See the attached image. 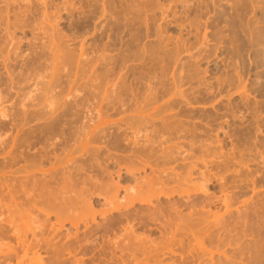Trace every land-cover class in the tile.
<instances>
[{
    "label": "rangeland",
    "instance_id": "rangeland-1",
    "mask_svg": "<svg viewBox=\"0 0 264 264\" xmlns=\"http://www.w3.org/2000/svg\"><path fill=\"white\" fill-rule=\"evenodd\" d=\"M0 264H264V0H0Z\"/></svg>",
    "mask_w": 264,
    "mask_h": 264
},
{
    "label": "bare ground",
    "instance_id": "bare-ground-1",
    "mask_svg": "<svg viewBox=\"0 0 264 264\" xmlns=\"http://www.w3.org/2000/svg\"><path fill=\"white\" fill-rule=\"evenodd\" d=\"M47 1V0H46ZM45 3V2H44ZM133 117V116H132ZM148 121V120H147ZM136 122V121H135ZM143 123V122H142ZM137 128V127H136ZM141 128H143V126L141 127ZM152 128V127H151ZM139 129V128H138ZM134 130H136L135 128H134ZM140 130V129H139ZM149 133V132H148ZM147 133V134H148ZM140 135V134H139ZM147 144V143H146ZM150 144V143H149ZM145 145V144H144ZM133 150V149H132ZM153 186V185H152ZM148 189H150V188H148ZM117 194V193H116ZM142 194V193H141ZM142 196V195H141ZM114 197L115 196H113V199H114ZM139 197V196H138ZM112 201V200H111ZM116 201V200H115ZM24 248H25V246H24ZM29 249V248H28ZM11 251V250H10ZM29 251V250H28ZM27 250H25L24 252H28ZM9 252V251H8ZM25 254H28V253H25ZM28 256V255H27ZM26 255H25V257L24 258H26L27 257ZM29 257V256H28ZM26 260V259H25ZM22 262H24L23 260H22ZM38 262V261H37Z\"/></svg>",
    "mask_w": 264,
    "mask_h": 264
}]
</instances>
